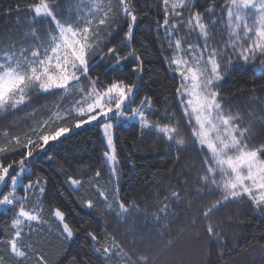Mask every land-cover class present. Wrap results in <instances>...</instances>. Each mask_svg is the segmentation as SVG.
<instances>
[{"label": "snow or ice", "instance_id": "snow-or-ice-1", "mask_svg": "<svg viewBox=\"0 0 264 264\" xmlns=\"http://www.w3.org/2000/svg\"><path fill=\"white\" fill-rule=\"evenodd\" d=\"M157 2L155 15L138 10L137 0H26L5 10V15H28L17 16V27L22 22L24 29L18 37L0 39V121H8L0 126V216L9 217L0 225V264H50L43 249L53 234L61 247L54 264H63L80 231L89 246L68 264H93V256L97 264H149L148 256L132 250L144 243L137 229L159 226L163 239L176 218L173 204L187 201L190 209L209 196L216 198L181 234L203 221L208 241H218L224 225L212 217L231 203L264 218V141L256 143L264 135V115L258 114L264 113V104L242 114L222 95L233 70L264 77V0ZM142 24L154 26L160 60L177 81V111L166 108L161 114L152 97L140 96L146 70L141 51L148 45L140 50L133 45ZM106 57L111 59L99 63ZM41 98L45 102L34 107ZM19 113L25 114L16 119ZM129 123L177 150L191 144L200 154L194 184L185 179L177 190L156 193L144 208L122 199L115 130ZM89 129L100 132L105 151L99 159L108 179L101 184L103 169L93 172L94 163L82 162L66 183L74 192L85 190L81 207L95 209L98 200L104 213L125 227V235L132 237L127 246L106 228L97 234L74 227L59 207H44L47 180L33 171L34 162L52 161L50 153ZM61 159L69 164L66 156ZM194 239L199 242L201 235ZM174 244L168 240L163 251Z\"/></svg>", "mask_w": 264, "mask_h": 264}, {"label": "trees", "instance_id": "trees-1", "mask_svg": "<svg viewBox=\"0 0 264 264\" xmlns=\"http://www.w3.org/2000/svg\"><path fill=\"white\" fill-rule=\"evenodd\" d=\"M25 2L26 0H0V39L7 36L18 37L24 30L22 22L21 27H17V16L25 17L28 15L26 12L13 11L11 15L4 13L6 9H14L17 3L23 6ZM198 3L203 5L205 0H198ZM137 8L142 11L151 10L150 15H155L159 4L157 0H137ZM141 44L148 45V50L141 51L146 61L144 65L146 70L140 96L152 97L153 107L161 114L166 108L170 112L177 111L174 103V87L177 81L173 80L165 63L160 60L157 44L154 43V26L142 24L137 29L136 42L133 46L140 50ZM109 59L111 57H106L99 63L106 64ZM222 95L229 97L234 110L242 114L253 108L258 110L260 105L264 104V77L251 70H233L231 75L226 77ZM165 98H168V104L163 103ZM47 99L54 100L56 97ZM44 102V98H41L39 101H34L33 106L38 107ZM24 114H17L16 119H21ZM258 114L264 115V113ZM7 123L8 121H0V126ZM262 141L264 135L258 137L256 143ZM115 145L118 155L120 197L126 202L135 201L144 208L146 204L153 203L156 193H163L165 189L169 192L177 190L185 179L190 184L195 182L200 167V154L191 144L186 150H177L174 144L169 147L151 133L145 132L141 135L140 129L129 123L115 130ZM103 151L105 148L98 129L81 131L78 136L60 145L56 152L50 153L53 155L52 161L47 163L35 161L33 171L47 180V197L44 199L46 209L59 207L66 213L68 222L74 227L82 225L97 234L106 228L127 246V242L132 237L125 235V227L118 225L112 216L104 213V206L98 200L95 209L81 207L79 197L85 194V190L74 192L66 183L68 176H77L75 169L83 162L94 163L93 172L103 169L100 181L103 184L108 179L107 168L99 159ZM62 156L67 157L71 167L64 163ZM18 158L9 157V160ZM29 178L34 180L36 177ZM88 197L97 199L92 193H88ZM215 198V196L205 197L204 200L193 203L190 209L187 207V201L180 207L173 204L176 218L163 239L160 237L163 229L159 226L137 229L144 243H137L132 250L137 256H148L149 264H264V248H261V245H264V218L247 206L241 207L237 203H231L215 213L212 222L222 221L224 225L223 236L218 241L212 243L208 241L204 235L203 221H197L195 227H190L181 234V229L189 225L192 217ZM7 219L9 217L0 216V225H3ZM138 222L142 224L143 220L138 218ZM51 227L54 233L55 224ZM197 233L201 235L199 242L194 239ZM48 238L51 243L44 245L43 250L50 264H54L61 251L60 241L54 234ZM168 240L175 241V244L171 249L163 251ZM88 246L86 233L80 231L71 243L69 254L63 259V264H68L71 256L77 253L83 254V250ZM154 257L157 259L153 262ZM92 259L93 264H97L96 257L93 256ZM133 259L136 257L134 256Z\"/></svg>", "mask_w": 264, "mask_h": 264}, {"label": "rangeland", "instance_id": "rangeland-1", "mask_svg": "<svg viewBox=\"0 0 264 264\" xmlns=\"http://www.w3.org/2000/svg\"><path fill=\"white\" fill-rule=\"evenodd\" d=\"M125 125H127V124H125Z\"/></svg>", "mask_w": 264, "mask_h": 264}]
</instances>
